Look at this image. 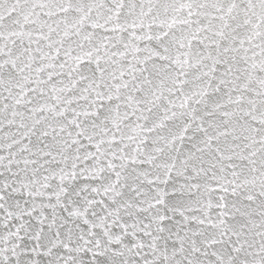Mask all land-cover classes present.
<instances>
[{
    "label": "snow or ice",
    "instance_id": "6c2138e0",
    "mask_svg": "<svg viewBox=\"0 0 264 264\" xmlns=\"http://www.w3.org/2000/svg\"><path fill=\"white\" fill-rule=\"evenodd\" d=\"M0 264H264V0H0Z\"/></svg>",
    "mask_w": 264,
    "mask_h": 264
}]
</instances>
